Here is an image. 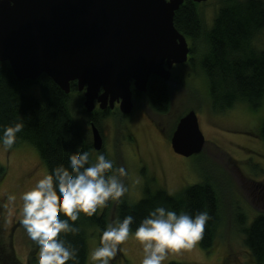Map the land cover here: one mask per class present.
Instances as JSON below:
<instances>
[{"label":"rangeland","instance_id":"rangeland-1","mask_svg":"<svg viewBox=\"0 0 264 264\" xmlns=\"http://www.w3.org/2000/svg\"><path fill=\"white\" fill-rule=\"evenodd\" d=\"M258 1L264 8V0ZM221 2L206 0L196 4L206 28L211 25ZM186 40L191 45L190 40ZM254 45L264 49V30ZM200 58L196 55L193 63L172 69L173 76L166 83L167 112L156 111L142 99L127 117L121 119L112 115L100 124V131L106 134L102 153L114 161V167L123 166L127 171L123 178L127 192L121 200L137 201L143 196L146 185L177 194L190 185L209 183L216 191L220 222L213 247L205 250L196 245L191 251L169 255L164 264L171 261L250 264L242 228L257 214L264 213V143L255 135L264 122V98L256 109L237 103L226 110H213L207 78L199 66ZM81 98L79 92H70L72 112L83 123L85 118L75 107ZM190 110L197 116L205 144L201 153L184 157L173 152L170 138L179 118ZM97 153L96 150L91 152L92 161ZM0 164L5 166L0 182V246L12 248L22 264H37L34 242L28 239L19 223V197L47 173L46 166L28 142H20L7 150L0 146ZM9 194H15L17 199L13 205L5 207ZM114 204L109 202L104 208L108 223L115 219ZM98 246L97 229L89 227L86 264H91L90 253ZM142 255L141 245L130 233L111 264H141Z\"/></svg>","mask_w":264,"mask_h":264},{"label":"trees","instance_id":"trees-1","mask_svg":"<svg viewBox=\"0 0 264 264\" xmlns=\"http://www.w3.org/2000/svg\"><path fill=\"white\" fill-rule=\"evenodd\" d=\"M196 4L184 0L175 11L173 24L190 40V62L199 55V66L207 78L208 97L215 111L246 103L252 109L261 105L264 98V49L255 48L254 41L264 30V8L258 0H222L209 27L203 25ZM200 43V44H199ZM192 55V56H191ZM76 91L70 83V92ZM69 94L64 92L45 74L36 80L18 82L7 62L0 61V128L23 120L24 129L13 145L28 142L37 150L47 173L58 165H65L69 156L94 150L88 126L89 115L81 100L75 107L84 116L81 123L72 112ZM148 102L158 112L169 109L167 84L152 76L146 93ZM255 135L264 143V122ZM91 160V158H90ZM5 166L0 164V182ZM147 182V181H146ZM157 206L190 215L206 210L211 220L205 225L203 238L197 243L202 249L213 247L220 222L219 200L209 183H196L182 192L169 195L162 188L150 189L146 185L143 196L135 202L122 199L114 204L115 218L132 215L134 232L140 221ZM105 209H98L92 217L84 214L75 223L80 231L73 235L61 234L66 242L78 250V264L87 263V229L95 227L100 243L102 230L108 224ZM62 219H66L61 214ZM243 243L250 264H264V213L257 214L251 223L242 228ZM35 257L34 255L32 256ZM32 262V261H30ZM0 264H22L12 248L0 246ZM66 264H73L72 261ZM168 264H184L171 261Z\"/></svg>","mask_w":264,"mask_h":264},{"label":"water","instance_id":"water-1","mask_svg":"<svg viewBox=\"0 0 264 264\" xmlns=\"http://www.w3.org/2000/svg\"><path fill=\"white\" fill-rule=\"evenodd\" d=\"M184 0H0V61L18 82L48 76L69 94L83 91L86 113L109 102L131 112L132 90L145 92L152 76L170 78L188 60L185 36L173 24ZM201 3L206 0H191ZM92 147L102 139L91 124ZM205 138L194 111L179 118L170 138L174 153H201Z\"/></svg>","mask_w":264,"mask_h":264},{"label":"clouds","instance_id":"clouds-1","mask_svg":"<svg viewBox=\"0 0 264 264\" xmlns=\"http://www.w3.org/2000/svg\"><path fill=\"white\" fill-rule=\"evenodd\" d=\"M23 129V120L0 128V146L11 149ZM126 176L125 167H114V161L104 153L98 152L92 161L89 152L83 151L69 156L66 166L54 167L21 193L19 223L28 239L34 242L37 264H66L68 261L78 264V250L61 234L79 233V227L70 221L76 222L81 214L92 217L109 202L122 203L121 198L127 192L123 179ZM6 199L4 206L8 207L17 197L9 194ZM61 214L66 219H62ZM210 220L211 215L206 210L190 215L157 206L133 232L132 215L115 218L102 230L99 246L90 253V262L111 264L119 246L131 233L142 248L141 264H164L171 254L191 251L203 238L205 225Z\"/></svg>","mask_w":264,"mask_h":264},{"label":"flooded vegetation","instance_id":"flooded-vegetation-1","mask_svg":"<svg viewBox=\"0 0 264 264\" xmlns=\"http://www.w3.org/2000/svg\"><path fill=\"white\" fill-rule=\"evenodd\" d=\"M188 46H189V52H190V48L191 47H190L189 44H188ZM189 62H190V54L188 53V60L185 63H182V64H174L171 67V69H170V78L169 79H171L172 76H173L172 75V69L174 67L180 68L182 65H185V64H187ZM149 79H148V81H149ZM157 79H160V78L157 77ZM169 79L167 81H164V82L167 83L169 81ZM130 88L132 90V96H131L132 104H133V107H132V110H131V112H132L133 111V108H134V105L136 104L137 101H141L142 99H145L148 102V99L146 97V93L148 91V82H147V85H146V91L145 92H137V91H135L133 89V84L132 83L130 85ZM76 92H78L77 89H76ZM79 93L83 96V91H81ZM82 101H83V97H82V100H81V104H82ZM131 112L128 113V114L121 113L120 110H119V102H117V101H115L113 103V106L112 107H110L109 102H106V105L103 106V107H101L100 106V103L97 100L94 101V108H93V110L90 113H87V114L90 116L89 119H88V126H89V130H90L91 143H92L91 124H93L98 129L99 134H100L101 139H102V146H101L100 150H98L97 152H103L104 137H106L105 136L106 134L103 133L102 131H100V128H99L100 127V124H102L107 119L111 118L112 115H116L118 118L123 119V118L127 117L128 115H130Z\"/></svg>","mask_w":264,"mask_h":264}]
</instances>
